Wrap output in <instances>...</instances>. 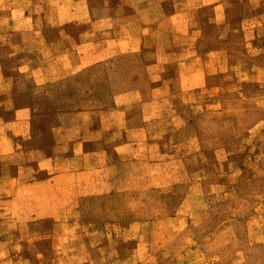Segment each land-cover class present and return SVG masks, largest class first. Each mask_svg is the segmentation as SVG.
Listing matches in <instances>:
<instances>
[{
	"label": "crops",
	"instance_id": "obj_1",
	"mask_svg": "<svg viewBox=\"0 0 264 264\" xmlns=\"http://www.w3.org/2000/svg\"><path fill=\"white\" fill-rule=\"evenodd\" d=\"M95 1L102 3L98 12ZM35 4V10L15 7L14 13L0 11V264H85L84 255L78 257L75 250L84 245L77 235L90 232L105 237L100 249L106 254L118 249L107 237L119 234L118 226L100 225L93 230L89 226L88 231L77 225L83 215L72 208L63 215L32 205L27 213L17 203L29 201L28 194H15V187L56 186L57 201H63L64 207L82 187L79 196L85 201L95 195L106 201L108 197L121 199L125 191L135 194V161L143 152L135 139L149 137L147 125L135 123V118L139 116L145 123L157 119L159 114L150 115L148 110L162 105V99L147 97L145 92L171 90L176 62V75H189L191 85L185 88L200 86L198 79L209 72L207 59L219 52L200 49L202 23L194 20L191 9L211 5L218 20L228 4L226 0H35ZM262 4L253 7L251 3L255 12L243 19L246 33L264 28V11L258 10ZM68 23L75 29L66 30ZM177 25L188 36L180 49L172 47L170 27ZM156 31L163 34L164 41L156 51L147 50ZM109 61L127 68L126 73L133 67V75L128 79L130 85L117 88L118 92L112 89L107 96L100 92L107 87L100 74ZM139 66L151 74L147 82L135 78ZM48 86L69 92L57 95V101L54 97L39 100L38 92ZM41 106L47 108H42L43 113L39 112ZM48 216L69 219V228L63 227V233L73 235L67 244L70 251L60 253L59 249L58 254L43 245H29V240H39L42 231L27 224ZM134 228V220L125 228L132 238ZM50 231L54 248L65 247L66 243L54 241L55 236L61 237L57 236L60 227ZM87 241L92 244V238ZM134 255L133 250L127 258ZM89 260L86 264H92ZM116 261L124 264L125 256L119 254Z\"/></svg>",
	"mask_w": 264,
	"mask_h": 264
},
{
	"label": "rangeland",
	"instance_id": "obj_2",
	"mask_svg": "<svg viewBox=\"0 0 264 264\" xmlns=\"http://www.w3.org/2000/svg\"><path fill=\"white\" fill-rule=\"evenodd\" d=\"M226 2L227 9L224 15L219 12L218 20L211 5L191 9L194 20L202 23L200 49L219 52V56L207 59L209 72L198 79L200 86L185 88L191 85L189 75H176V62L171 90L145 92L147 97L162 99V105L148 110L150 115L158 113L157 119L145 123L143 118H135V123L147 125L149 133L145 140L135 139L141 142L136 146L143 147L135 161V194L125 191L121 199L108 197L106 201L95 195L85 201L79 196L82 187L75 190V200L64 207L63 201H57L56 186L15 187V194H28L29 201L17 203L27 213L32 205L43 211H62L63 215L72 208L83 215L76 220L77 225L88 231L100 225L118 226L119 234L107 235L118 249L106 254L100 249V240L105 237L90 232L77 235L84 245L75 246V250L78 257L84 255L85 264L90 258L92 264H117L119 254L125 256L124 264H264V28L251 34L245 32L243 24V19L255 12L251 3L253 7L263 3L258 10L264 11V0ZM99 4L93 3L97 12ZM36 5L35 0H0V11L14 13L15 7L35 10ZM65 28L75 26L68 23ZM181 30L182 25L170 27L176 49L188 40ZM163 41L162 33L153 32L146 49L156 51ZM121 66L109 61L103 67L105 73L100 75L107 87L98 90L104 95L131 84L128 79L133 67L126 73L128 69ZM135 71V78L141 81L152 77L140 66ZM145 82L142 84L147 85ZM68 92L48 86L38 92L39 100H56L57 95ZM42 108L46 107H39L40 113L45 112ZM94 188L98 191L100 187ZM68 220L66 216L32 219L28 227L42 233L39 240H29V245H43L58 254L59 249L60 253L70 251L67 244L73 235L63 233ZM133 220L132 238L125 228ZM11 225L14 229L15 223ZM55 227H60L61 235L57 236L61 237L55 236L54 241L66 243L65 247L54 248L49 234ZM87 238H92V244ZM133 250V258H127Z\"/></svg>",
	"mask_w": 264,
	"mask_h": 264
}]
</instances>
